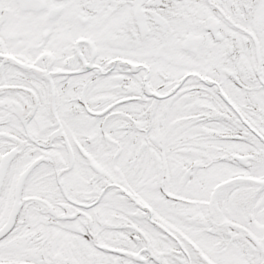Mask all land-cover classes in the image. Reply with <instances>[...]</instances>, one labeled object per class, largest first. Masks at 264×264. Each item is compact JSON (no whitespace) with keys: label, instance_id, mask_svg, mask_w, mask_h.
<instances>
[{"label":"snow or ice","instance_id":"obj_1","mask_svg":"<svg viewBox=\"0 0 264 264\" xmlns=\"http://www.w3.org/2000/svg\"><path fill=\"white\" fill-rule=\"evenodd\" d=\"M0 264H264V0H0Z\"/></svg>","mask_w":264,"mask_h":264}]
</instances>
